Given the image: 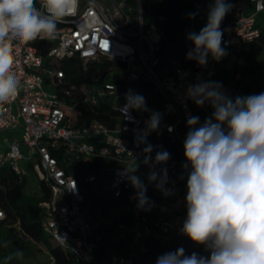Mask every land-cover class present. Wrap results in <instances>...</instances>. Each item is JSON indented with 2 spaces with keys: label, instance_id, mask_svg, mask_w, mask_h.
Returning <instances> with one entry per match:
<instances>
[{
  "label": "built area",
  "instance_id": "1",
  "mask_svg": "<svg viewBox=\"0 0 264 264\" xmlns=\"http://www.w3.org/2000/svg\"><path fill=\"white\" fill-rule=\"evenodd\" d=\"M226 2L232 8L220 25L221 46L238 55L244 45L258 44L264 8L258 10L257 4L264 5V0ZM248 3L253 4L250 13ZM36 6L40 7V0ZM163 37L157 24L146 25L142 0H78L72 14L57 24L55 39L11 42L12 70L20 88L15 99L0 104V171L7 167L19 181L31 174L38 187L39 182L45 184L49 197L39 203L42 229L78 264H134L149 250L150 240L184 236L185 157L169 158L153 169L143 163V150L150 145L154 160L157 152H168L167 142L184 145L189 115L198 116L201 124L211 116L213 109L187 99L186 89L212 81L215 72L207 67L186 68L178 60L160 68ZM73 58L84 72L94 63L110 65L98 69L90 81L78 83L61 68ZM129 90L145 98L147 111L122 113ZM156 95L161 97L153 102ZM152 112L161 114V123L141 143ZM132 156L138 163L135 174L147 188L148 210L138 207L137 190L121 176ZM162 168L167 169L165 187L171 190L167 196L147 178L150 171ZM89 186L98 204L87 200ZM151 187L155 198L149 195ZM122 214L132 220L131 224L118 223V238L127 252L111 247L98 258L95 228L120 220ZM6 216L0 203V222Z\"/></svg>",
  "mask_w": 264,
  "mask_h": 264
},
{
  "label": "clouds",
  "instance_id": "2",
  "mask_svg": "<svg viewBox=\"0 0 264 264\" xmlns=\"http://www.w3.org/2000/svg\"><path fill=\"white\" fill-rule=\"evenodd\" d=\"M77 2L40 0L38 8L36 0H0V104L15 99L20 88V80L12 70L11 42L55 39L57 24L72 14ZM231 8L226 0H214L209 6L205 26L198 33L187 34L194 45L187 53L188 60L206 66L209 56L218 62L227 54L221 46L220 25ZM257 8L264 5L257 4ZM196 14L189 16L194 19ZM186 97L198 107L207 104L213 109L202 124L198 116H188L182 165L187 175V215L181 233L203 245L208 255H187L178 248L160 255L156 264H264V92L233 98L221 83L201 81L187 87ZM125 101L123 114L147 111L145 98L132 90L125 94ZM161 118L160 113H151L141 143L159 128ZM143 151V163L153 169L170 158L163 151L157 152L153 160L150 145ZM132 158L121 176L137 190L138 207L150 209L147 188L135 174L137 159ZM147 178L165 196L171 194L165 187L166 168L150 171Z\"/></svg>",
  "mask_w": 264,
  "mask_h": 264
},
{
  "label": "trees",
  "instance_id": "3",
  "mask_svg": "<svg viewBox=\"0 0 264 264\" xmlns=\"http://www.w3.org/2000/svg\"><path fill=\"white\" fill-rule=\"evenodd\" d=\"M199 0H142V6L145 13L146 25L151 23L157 24L163 31L160 50L158 52L161 58L160 68L171 65L174 60H178L182 66L200 70L206 66H199L194 60L186 58L187 53L194 47L193 43L188 40L187 34L195 31L199 10L196 3ZM188 9V10H186ZM190 13H197L195 18H190ZM261 34L258 40V46L264 48V26H260ZM198 33V32H197ZM253 44L243 46L238 54L240 58L246 61L256 60V52ZM228 51L231 52L230 49ZM110 65L106 63H94L91 68L84 72L79 62L73 58L61 64V68L75 82H88L92 79L98 69ZM259 66L256 62L247 64L244 72H249L256 76V69ZM219 66L216 67L214 79L218 76ZM240 72V65L235 63L234 72L230 73L227 78L219 79L218 82L225 85L232 82L234 73ZM264 76V71L260 74ZM252 89V86H248ZM258 92H264V85L257 86ZM168 153L174 160H182L184 156V145L175 142H167ZM185 183H187V178ZM28 177L22 181L18 180L17 175L9 168L4 167L0 171V203L6 211V219L0 222V264H27L21 252L19 239L27 237L29 241L43 245L55 259L56 264H78L73 255L65 251L60 246L53 244L51 238L43 231L41 226L42 209L39 203L49 197V190L43 182H39V194L30 195L26 192ZM87 200H92L95 204L100 201L93 187L89 186L85 192ZM149 195L155 198L154 187H151ZM157 197V196H156ZM120 203H125V197L120 198ZM110 223H102L95 228L94 237L97 244L96 256L103 258L109 248H115L117 251L126 253L127 247L118 238V223L131 224L132 220L129 215H124ZM17 230V231H16ZM99 237V238H97ZM150 248L147 252L142 253L145 261L152 257L156 263L157 258L167 252L183 248L185 254L190 255L193 252L201 254L205 249L203 245H197L187 236L170 237L168 240H150ZM41 248H39V251ZM36 254V250L31 246L24 249L25 258L29 259ZM208 253L205 255L207 256ZM134 264L138 263L137 259L133 260Z\"/></svg>",
  "mask_w": 264,
  "mask_h": 264
},
{
  "label": "rangeland",
  "instance_id": "4",
  "mask_svg": "<svg viewBox=\"0 0 264 264\" xmlns=\"http://www.w3.org/2000/svg\"><path fill=\"white\" fill-rule=\"evenodd\" d=\"M207 1L206 0H199L196 3V7L199 10V16L197 19V25L195 30L197 32L200 31L201 28H203L207 22V7L206 6ZM188 10V9H186ZM254 50L256 52V60L254 61H246L244 58H240L237 54H234L228 50L226 51V55L220 60V61H215V64L219 66V71H218V76H217V81L216 78L213 79L212 81L218 82L219 79L227 78L229 74L234 72L235 68V63L240 65V72L239 78L236 77V74L234 73V77L232 78V85L228 86L226 88L228 95L233 94V92L239 93L241 96H247V95H252V94H258L261 92L257 91V86L259 84L264 85V76L261 77L260 74L264 71V48H260L258 44L254 45ZM253 62H256L259 64V66L256 69V76L251 75L249 72H244L245 67H247V64H253ZM214 61L211 57L208 58V63L206 67H210L211 65L213 66ZM211 70L216 72V68L212 67ZM248 86H252V89H249ZM161 96H154L153 97V102H156L158 98ZM147 112H145L146 114ZM1 140V137H0ZM144 172V170H143ZM26 192L30 195L33 194H39V187L36 181V177L34 175H29L28 176V185L26 187ZM125 211H130L131 209L129 207L123 208ZM111 219L115 218V215L112 213L111 214ZM17 231V230H16ZM19 244L22 252V258L27 264H55L52 261L51 255L49 251L41 244H38L33 241H29L27 237H20L19 239ZM31 246L36 250V254L27 259L25 258L24 255V249L26 247ZM39 248L41 250L39 251ZM208 252L204 249L200 255H206ZM137 264H156L154 259L152 257L148 258V261H145L142 257H139Z\"/></svg>",
  "mask_w": 264,
  "mask_h": 264
},
{
  "label": "crops",
  "instance_id": "5",
  "mask_svg": "<svg viewBox=\"0 0 264 264\" xmlns=\"http://www.w3.org/2000/svg\"><path fill=\"white\" fill-rule=\"evenodd\" d=\"M207 1V3H206V6L205 7H209L213 2H214V0H206ZM247 10H248V12L250 13V12H252L253 11V4L252 3H248L247 4ZM225 50H228V49H225ZM214 61V64H213V66L211 65L210 67H207V68H209L208 70H211V68L212 67H214V68H216V67H218L216 64H215V60H213ZM233 83H229V84H227V85H225L224 87H225V89L228 87V86H230V85H232ZM236 91L235 92H233V94H229L231 97H234L235 95H236Z\"/></svg>",
  "mask_w": 264,
  "mask_h": 264
}]
</instances>
